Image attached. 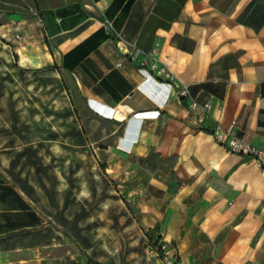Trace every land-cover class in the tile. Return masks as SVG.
Here are the masks:
<instances>
[{
  "label": "crops",
  "instance_id": "1",
  "mask_svg": "<svg viewBox=\"0 0 264 264\" xmlns=\"http://www.w3.org/2000/svg\"><path fill=\"white\" fill-rule=\"evenodd\" d=\"M105 15L144 50L158 42L161 62L212 100V115L198 122L173 85L126 60ZM0 37L75 77L99 140L126 120L114 170L130 174L144 230L179 264H264V169L212 133L237 120L264 148V0H0Z\"/></svg>",
  "mask_w": 264,
  "mask_h": 264
},
{
  "label": "rangeland",
  "instance_id": "2",
  "mask_svg": "<svg viewBox=\"0 0 264 264\" xmlns=\"http://www.w3.org/2000/svg\"><path fill=\"white\" fill-rule=\"evenodd\" d=\"M6 43L0 37V175L7 177L0 192L15 191L0 199V209L26 203L44 224L10 232L21 213L10 220L0 212V264H89V256L103 264H154L149 244L159 240L144 230L136 189L122 180L130 174L114 170L126 120L107 125L117 132L99 140L103 124L75 77L26 61L23 49Z\"/></svg>",
  "mask_w": 264,
  "mask_h": 264
},
{
  "label": "built area",
  "instance_id": "3",
  "mask_svg": "<svg viewBox=\"0 0 264 264\" xmlns=\"http://www.w3.org/2000/svg\"><path fill=\"white\" fill-rule=\"evenodd\" d=\"M102 23L106 32L114 38L124 58L157 80L173 85L179 99L186 102L191 114L198 122L203 123L212 115V100L209 97L191 95L188 85L180 81L166 63L161 62L158 42H155L150 50H144L130 40L121 29H118L110 17L105 15ZM16 38L21 39L22 35L17 33ZM236 128L237 120H233L228 127L217 124L212 133L216 141L227 151L254 159L264 169V148L254 145L245 136L238 134ZM147 259L154 261V264H179L180 261L175 248L160 240L156 244L154 242L149 244Z\"/></svg>",
  "mask_w": 264,
  "mask_h": 264
},
{
  "label": "trees",
  "instance_id": "4",
  "mask_svg": "<svg viewBox=\"0 0 264 264\" xmlns=\"http://www.w3.org/2000/svg\"><path fill=\"white\" fill-rule=\"evenodd\" d=\"M7 177L1 173L0 175V185H4L7 181ZM4 191L0 192V199L8 200L11 197V194L15 191L14 188L11 187H4ZM17 209V208H15ZM4 212V216L8 217L11 220V214L12 212H20L21 213V222H18V220L11 221V226L8 231L10 232H18L20 230L24 229H30V228H36L38 226H42L44 222L42 221V218L37 215L36 211L31 209L28 204L24 203V207L21 209H17L16 211H2ZM88 263L89 264H103L92 257H88Z\"/></svg>",
  "mask_w": 264,
  "mask_h": 264
}]
</instances>
